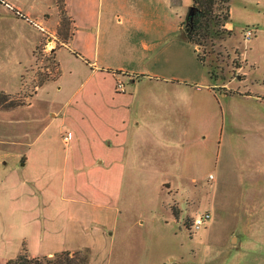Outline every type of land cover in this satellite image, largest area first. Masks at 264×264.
Listing matches in <instances>:
<instances>
[{
	"label": "rangeland",
	"instance_id": "obj_1",
	"mask_svg": "<svg viewBox=\"0 0 264 264\" xmlns=\"http://www.w3.org/2000/svg\"><path fill=\"white\" fill-rule=\"evenodd\" d=\"M133 1L135 7L139 6L151 17L165 15L159 0ZM192 1L184 0L178 5L167 23L176 26L184 18V32L187 31ZM16 3V7L30 11L36 0ZM124 3V0H106L104 5L112 6L115 14L124 17L126 23L116 25L121 29L128 23L127 10L120 9ZM56 4L61 8V25L57 29H50L34 14L28 24L25 11L14 13L24 35L10 16L14 8L0 0V256L13 255L12 250H16L23 237L41 231L40 226L46 223L45 215L55 218L54 223L46 224L51 238L44 241L45 249L61 250L68 245L76 248L71 250L74 252L88 248L89 264H264V0H216V10L208 23L209 35L203 46L198 45L206 58L205 68L197 65L200 62L190 49L187 63L190 76H200L206 71L212 77L207 76L200 82V91H196L200 103H215L213 99L209 102L206 86L209 82L217 84V91L225 95H219V103H215L214 118L206 110L198 122L196 117L178 122L183 114L171 106L179 102L177 96L159 92L148 114L155 122H145L138 129L141 139L136 151L139 155L133 154L138 163L133 171L125 172L121 185L105 186L111 190L108 193L100 186L99 175L75 174L72 186L77 191L64 189L63 181L61 193L69 198L62 213L60 207H47L45 210L51 209L48 214L42 201L57 198L52 189L57 186L54 175L49 179L43 174V167L50 160L58 165V155L53 159L42 152L38 154L37 169L42 174H37L33 165L27 166V156L23 153L30 148L28 141L37 137L44 125L55 128L51 137L56 142L55 148L62 152L71 149L75 135V127L70 123L65 128L68 131L55 127L61 118L59 110L45 109L38 115V107L32 104L40 89L59 76V65L52 50L72 34L63 0H56ZM87 4L90 9L97 6L95 0H87ZM227 7L229 19L224 22ZM108 28L109 33L120 32L111 30L113 26ZM248 29L254 31L249 40L245 38ZM36 37L39 41L33 49L34 60L21 76ZM132 62L125 56V61L114 64L128 68ZM73 63L67 68L71 69ZM165 65L170 67L166 70L169 73L182 70L181 66L177 69L180 63L176 60L166 61ZM67 74L70 78L68 70L65 78ZM119 82L126 93L130 92L132 83L127 75L120 73ZM76 88L70 81L61 92H51L52 96L43 101L42 109L54 101L69 104L68 99L77 95ZM80 97L76 99L79 104H72L71 109L83 112L82 122H86V113L91 122H103L99 111L86 112ZM56 113L59 116L55 119ZM156 122L173 130L187 129L184 140L188 142L183 143V148L185 151L188 146V152L176 157L178 145H174L172 152L167 147L170 135L144 132L153 129ZM86 127L82 130L85 135L88 134ZM131 157L128 154L127 159ZM206 212L211 218L199 228H191L193 220ZM108 227L113 231L112 236L106 235ZM20 247V251L28 249L26 242Z\"/></svg>",
	"mask_w": 264,
	"mask_h": 264
},
{
	"label": "crops",
	"instance_id": "obj_2",
	"mask_svg": "<svg viewBox=\"0 0 264 264\" xmlns=\"http://www.w3.org/2000/svg\"><path fill=\"white\" fill-rule=\"evenodd\" d=\"M55 1L36 0V4L32 3L30 11L16 7L17 0L16 2L11 0V3L5 0V3L14 8L11 10L10 16L13 17L15 24L17 23L16 20L19 19H16L13 14H21V11H25L27 17L25 20L28 24L29 21H32V14H34V16L42 19L50 29H57L61 25V8L58 4L54 5ZM105 1L97 0L96 3L95 0L97 6L90 9L87 0H63V9L71 21L72 34L69 39L61 41L59 48L52 50L59 65V76L42 87L32 101V104L38 107V115L43 113L45 109L51 108V110L56 111L57 109L61 112L60 122L55 126L59 128V131H68L65 128L69 123L75 127L71 149L62 152L57 147L55 148L56 142L51 137V133L55 132V128H52L51 125H44L37 137L35 136V139L30 140L31 142L28 141L27 145H30V148L23 153L27 156V166L29 164L33 165L32 168L36 170L34 173L37 174H42L37 169L39 167L36 161L38 154L42 152L53 159L58 155V165L52 164V160H50L43 167V174H47L49 179L54 175L53 180L57 186L52 188L56 192L57 198L42 201L44 212L48 214L51 209L49 211L45 210L47 207H60L61 210L65 206L66 199L69 198L61 193L63 181L64 189L72 188V190L77 191V188L72 186L75 174L86 177L99 175L100 186L108 193L111 190L105 189V186L114 188L118 184L121 185L125 172L133 171V167L138 163V158L133 155L138 154L136 145L141 139L138 129L145 122H155L148 118V114H151L152 102L156 101V95L160 94L159 92L162 91L169 97L177 96L179 102L171 103V106L175 111L177 110L178 114H183L181 121L178 122H188L190 117H196V122H198L206 110L214 118L216 105L219 103V95L225 96L217 91V84L213 85L210 82L206 85L209 89V102L213 99L217 104L210 102L209 105L207 104L209 108L206 109L207 105L200 103L196 96V91H200V82H204L207 76L208 78L212 77L209 74L207 75L205 70L200 76L199 74L190 76L187 65L191 55L190 49L193 52L192 56L200 63L192 62L199 67L204 66L198 57L199 46L187 38L188 30L184 32V18L176 26L167 23L169 16L177 12L178 5L182 4L184 0H164L163 3L162 0H159L164 6V10H166L163 18L161 15L157 16V14L151 17L150 14L142 12L139 6L135 7L136 2L133 0H124L125 3L120 8L128 12V23L124 29L116 26L120 25L119 23H126L124 17L119 13L115 14V8L112 6L105 7ZM35 24L41 26L39 23ZM17 25L19 27L18 23ZM108 26H113V29L110 28L111 30L118 29L120 32L109 33ZM20 31L21 34L25 35L21 28ZM38 41L39 39L36 37L35 42L30 47L32 51H29L30 57L26 59V64L20 71L21 76L34 60L33 49ZM125 56H129L130 60L133 61L130 67L114 64L120 60L125 61ZM175 60L180 63V65H177V69L181 66L182 70L169 73L170 70H166L170 67L166 66L165 63L166 61L168 63L175 62ZM70 62L74 63L71 69H68L67 66ZM171 69H173L172 65ZM66 70L70 73V78H68L69 74L65 78ZM120 73L127 75L132 83L131 90L128 93L125 92V89L120 91L116 87ZM70 81L77 87L74 91L77 94H75L76 98L74 97L72 100L69 98L67 101L69 104L66 105V102L56 103L54 101L48 107L42 109L43 101L52 96L51 92H61L64 90L65 84ZM56 92L53 93V96ZM79 95L81 96L80 99L84 101L82 104H85L86 112L88 110L99 111L102 113L103 122H91V117L87 113L85 114L86 122H82L83 112L79 111L78 108L72 111L71 105L79 104V101H76ZM183 100H185L184 105L182 104ZM58 116L59 114L56 113L54 118L56 119ZM215 118L217 117L215 116ZM157 122L153 129L144 130V132L149 135L156 133L157 136L166 132L170 135L171 138L167 147L169 146L170 152H172L174 145H178L176 149L179 151L176 157H179L181 153H186L185 151L188 152V146L185 151L183 148V143L187 141L184 140V135H188L187 129L178 128L173 130ZM85 127L88 130L87 135L84 134ZM69 131L72 133V129ZM128 154L132 156L129 160L127 159ZM32 158H34V162L31 163ZM138 168L143 167L139 166ZM61 175L65 176L63 180L58 178ZM37 187L39 189V184H37ZM82 188L86 189L88 187ZM96 189L99 190V188ZM43 218V220L46 219V223L44 222L45 224L40 226L41 231L27 235V238L23 237L20 245L16 247L17 251L12 250L15 252L13 255L3 253L0 256V264H5L8 259L15 257L20 252V246L23 242H26L28 251L32 256L51 255L60 250L45 249L44 241L49 237L51 238V232H48L49 228L46 227V224L52 221L54 223L55 218L53 220V218H48L45 215ZM53 229L56 230L57 228ZM47 232L48 235H46ZM106 235H113L110 227H108ZM64 249L73 250L76 248L67 245L61 250Z\"/></svg>",
	"mask_w": 264,
	"mask_h": 264
},
{
	"label": "trees",
	"instance_id": "obj_3",
	"mask_svg": "<svg viewBox=\"0 0 264 264\" xmlns=\"http://www.w3.org/2000/svg\"><path fill=\"white\" fill-rule=\"evenodd\" d=\"M226 2L228 0H222ZM216 0H193L196 14L193 20L190 21L187 38L196 45H204V40L210 32L208 23L214 15ZM224 22L229 19V11L224 14ZM198 57L203 64H206V58L200 51ZM213 75V74H212ZM214 76V75H213ZM215 77V76H214ZM89 249L83 248L71 252V250H63L56 252L53 256H30L28 249L23 248L15 257L6 261L5 264H89Z\"/></svg>",
	"mask_w": 264,
	"mask_h": 264
},
{
	"label": "built area",
	"instance_id": "obj_4",
	"mask_svg": "<svg viewBox=\"0 0 264 264\" xmlns=\"http://www.w3.org/2000/svg\"><path fill=\"white\" fill-rule=\"evenodd\" d=\"M41 27V26H40ZM254 36V31L252 29H248L245 32V38L247 40L251 39ZM117 89L120 91H124V86L122 83L117 84ZM68 139V138H67ZM211 218V214L209 212H206L205 214L196 217L195 220L192 222V228H199L206 220Z\"/></svg>",
	"mask_w": 264,
	"mask_h": 264
},
{
	"label": "water",
	"instance_id": "obj_5",
	"mask_svg": "<svg viewBox=\"0 0 264 264\" xmlns=\"http://www.w3.org/2000/svg\"><path fill=\"white\" fill-rule=\"evenodd\" d=\"M195 14H196L195 6H191L189 9V12H188L186 25H188L190 23V21L193 20Z\"/></svg>",
	"mask_w": 264,
	"mask_h": 264
},
{
	"label": "flooded vegetation",
	"instance_id": "obj_6",
	"mask_svg": "<svg viewBox=\"0 0 264 264\" xmlns=\"http://www.w3.org/2000/svg\"><path fill=\"white\" fill-rule=\"evenodd\" d=\"M190 28H191V27H190L189 24H188V25H187V29L190 30Z\"/></svg>",
	"mask_w": 264,
	"mask_h": 264
}]
</instances>
